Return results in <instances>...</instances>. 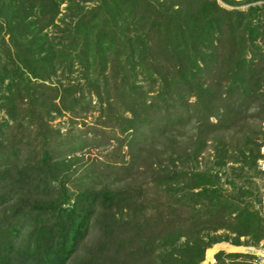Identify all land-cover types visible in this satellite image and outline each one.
I'll use <instances>...</instances> for the list:
<instances>
[{
	"label": "trees",
	"instance_id": "obj_1",
	"mask_svg": "<svg viewBox=\"0 0 264 264\" xmlns=\"http://www.w3.org/2000/svg\"><path fill=\"white\" fill-rule=\"evenodd\" d=\"M262 98L264 0H0V264H250Z\"/></svg>",
	"mask_w": 264,
	"mask_h": 264
},
{
	"label": "rangeland",
	"instance_id": "obj_2",
	"mask_svg": "<svg viewBox=\"0 0 264 264\" xmlns=\"http://www.w3.org/2000/svg\"><path fill=\"white\" fill-rule=\"evenodd\" d=\"M220 3H221V5L223 7L227 8V9H230V10L232 8L234 9V7L227 6L224 3H222V2H220ZM257 4H261V2L260 3H257ZM87 5L90 6V5H92V3H88ZM65 6H66L65 3L62 4L61 5V9L63 10L65 8ZM248 6L249 5H243V6H240L238 8L241 9V10H246L248 8ZM64 12L65 11L63 10V13ZM60 17H61V15H60ZM73 77L76 78L77 77V74L73 75ZM261 100H262L261 102L260 101L257 102V110L256 111L255 110L252 111V113H251L252 115L251 116L253 118L250 120V123L249 124H250V126H252V128H253L254 131L259 130L260 132L264 133V98H262ZM258 106H261V107L258 108ZM97 117L98 116L95 113L94 115H91L89 117H86L84 120L83 119H75L74 120V123H76V126L74 125V127L75 128H78V129H84L85 126H87V125H89V126L96 125ZM69 122H70V117L69 116H66V117H63V118H60V119L56 120L55 121V124L60 125L61 128H66L67 129L68 126H69ZM98 150L97 149H94V148H92V149L86 148V149H84V152L83 153H86V157H95L97 155V153H98ZM206 164H207V155L203 157L202 166L204 167ZM255 182H257V184H258V180L257 179H255ZM258 185H256V186H258ZM254 195H256V189H255ZM217 251H219V250H217ZM227 251H229V252H227V254H231V253H234V254H237V253L242 254L243 252L244 253L246 252L243 247H241V248H238V247H230V248L227 249ZM215 253H217V252H215ZM215 253L213 255H215ZM204 264H208L207 263V259H205Z\"/></svg>",
	"mask_w": 264,
	"mask_h": 264
},
{
	"label": "built area",
	"instance_id": "obj_3",
	"mask_svg": "<svg viewBox=\"0 0 264 264\" xmlns=\"http://www.w3.org/2000/svg\"><path fill=\"white\" fill-rule=\"evenodd\" d=\"M257 168L262 175L263 200L261 206V215L264 218V146L261 149V157L258 160ZM248 252V254L253 257L252 264H264V238L260 242L259 246H257L256 248H252L251 251Z\"/></svg>",
	"mask_w": 264,
	"mask_h": 264
},
{
	"label": "crops",
	"instance_id": "obj_4",
	"mask_svg": "<svg viewBox=\"0 0 264 264\" xmlns=\"http://www.w3.org/2000/svg\"><path fill=\"white\" fill-rule=\"evenodd\" d=\"M241 241L243 242V243H245V239H241ZM224 244H227V245H230V246H232V247H243L244 249H245V253L243 252L242 254H244V255H249V256H251L250 254H248V251H251V249L252 248H256V247H252V246H246V244H243V245H241V246H234V245H232L231 243H224ZM221 251H223L225 254H227V252H229V251H227V250H225V249H219V251H217V253H215V255L216 254H218L219 252H221ZM231 254H234V253H231ZM237 254H239V253H237ZM248 261V260H247ZM228 262V261H227ZM250 264H252V261L250 260V261H248Z\"/></svg>",
	"mask_w": 264,
	"mask_h": 264
}]
</instances>
